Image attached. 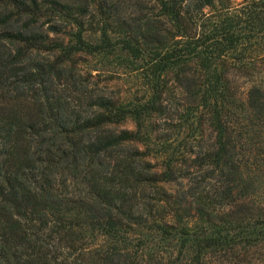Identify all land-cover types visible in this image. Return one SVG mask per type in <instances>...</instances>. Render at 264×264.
<instances>
[{
    "label": "trees",
    "instance_id": "16d2710c",
    "mask_svg": "<svg viewBox=\"0 0 264 264\" xmlns=\"http://www.w3.org/2000/svg\"><path fill=\"white\" fill-rule=\"evenodd\" d=\"M258 258L264 0H0V264Z\"/></svg>",
    "mask_w": 264,
    "mask_h": 264
},
{
    "label": "rangeland",
    "instance_id": "374dc122",
    "mask_svg": "<svg viewBox=\"0 0 264 264\" xmlns=\"http://www.w3.org/2000/svg\"><path fill=\"white\" fill-rule=\"evenodd\" d=\"M47 23L44 24V26H46ZM80 60V65H84L86 66L87 60H83V59H79ZM96 78V77H95ZM99 82V84H107L106 86V90L107 92H109L110 94H124V92L128 91V90H132L134 85V81L135 78L133 76H129L126 77L125 75H117V74H112V76L110 75L109 79L104 78V74H100L99 76H97L96 78ZM166 117H161V122H163V120ZM167 119H169V117H167ZM174 120V119H173ZM174 122V121H173ZM119 127H133V120L131 118H127L125 121L121 122L119 124ZM257 256H259V254L257 253ZM261 260L258 258L256 259L254 264H261ZM220 264V263H219ZM222 264H230L227 262H224ZM264 264V262L262 263Z\"/></svg>",
    "mask_w": 264,
    "mask_h": 264
}]
</instances>
